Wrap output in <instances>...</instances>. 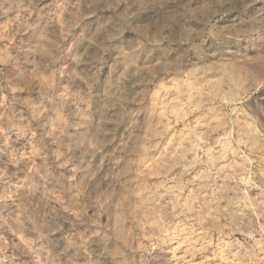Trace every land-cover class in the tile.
<instances>
[{"label":"rangeland","instance_id":"rangeland-1","mask_svg":"<svg viewBox=\"0 0 264 264\" xmlns=\"http://www.w3.org/2000/svg\"><path fill=\"white\" fill-rule=\"evenodd\" d=\"M0 264H264V0H0Z\"/></svg>","mask_w":264,"mask_h":264}]
</instances>
